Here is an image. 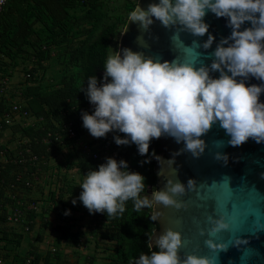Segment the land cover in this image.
<instances>
[{
  "label": "clouds",
  "instance_id": "clouds-1",
  "mask_svg": "<svg viewBox=\"0 0 264 264\" xmlns=\"http://www.w3.org/2000/svg\"><path fill=\"white\" fill-rule=\"evenodd\" d=\"M207 12L226 18L227 27L231 28V35L222 38L211 53L210 66L195 68L194 63L178 60L159 62L142 52L123 48L107 57L100 86L94 75L87 77L86 89L82 82L80 91L94 109L91 114L82 112L81 120L93 138L122 133L125 138L113 136L114 143L134 144L138 154L145 156L149 154L151 140L169 136L177 144L183 142L181 152L199 158L206 147L200 137L219 122L230 136L228 144L232 147L241 146L250 138L257 144L264 143V103L259 99L264 93V0H158L148 4L146 10L137 4L128 22L148 31L155 20L165 29L202 37L208 33L209 25L204 22ZM245 22L251 26L241 31ZM214 39L209 34L202 47L207 50ZM193 45L200 46L195 41ZM210 72H218L219 77L212 78ZM249 77L262 83L246 86L244 81ZM214 159L226 165L228 156L216 153ZM144 181L141 174L128 171L126 161L106 158L96 170L87 172L79 185L78 199L89 214L106 212L109 217L122 214L130 199L137 211L154 204L182 207L173 197L184 195L185 185L169 179L164 190H152L149 198L141 196L146 190ZM194 184L196 181L189 179L187 188L192 190ZM72 203L75 205L76 200ZM159 214L151 220L156 221ZM209 219L214 224L210 234L227 230L228 225L222 220ZM205 244L217 251L227 250L225 245L213 244L211 240ZM149 246L152 247L151 243ZM155 246L158 251L141 254L134 264H210L207 258L195 255L181 260V235L171 229L156 237Z\"/></svg>",
  "mask_w": 264,
  "mask_h": 264
},
{
  "label": "water",
  "instance_id": "water-1",
  "mask_svg": "<svg viewBox=\"0 0 264 264\" xmlns=\"http://www.w3.org/2000/svg\"><path fill=\"white\" fill-rule=\"evenodd\" d=\"M150 3H158V0H137L135 7L138 4L146 10ZM128 18L129 15L119 36L117 51L129 48L159 62L178 60L180 63H194L195 68L210 66L213 60L211 53L217 44L231 35L227 19L217 18L211 12L204 17L209 28L202 37L186 31L165 29L155 20L148 31H144L139 24L128 22ZM250 26L245 22L240 30ZM209 34L215 39L205 50L202 45ZM194 41L200 46L193 45ZM210 75L212 78L219 77L218 72H210ZM237 79L239 81L240 78ZM244 83L246 86H259L262 82L249 77ZM259 99L264 103V93ZM200 139L206 147L199 158H194L189 152H181L183 142L177 144L169 136L158 139V154L155 157L161 160L153 158L155 190H164L165 182L170 179L173 183L179 181L185 185L186 191L184 195L173 197L182 205L180 209L153 205L151 218L157 212L160 214L154 221L157 227L152 231L148 244L156 247V237L165 229H171L181 235L182 246L178 250L181 260L195 255L207 258L210 264H264V143L257 144L250 138L241 146L232 147L228 144L230 136L219 122L214 123ZM178 152L179 155H174ZM216 153L228 156L226 165L214 159ZM189 179L196 181L192 190L187 188ZM151 192L150 188L149 198ZM209 218L222 220L228 225L227 230L210 234L214 224ZM206 240L223 244L227 250L210 249L205 244Z\"/></svg>",
  "mask_w": 264,
  "mask_h": 264
},
{
  "label": "trees",
  "instance_id": "trees-1",
  "mask_svg": "<svg viewBox=\"0 0 264 264\" xmlns=\"http://www.w3.org/2000/svg\"><path fill=\"white\" fill-rule=\"evenodd\" d=\"M125 2L129 15L135 4L130 0ZM103 8L99 0H5L0 5V79H7L8 67L22 63L30 85H38L28 87L23 93L26 99L31 97L25 108L46 120L35 139L39 140L47 131H59L64 124H69L78 137L87 131L82 125L81 113L91 114L94 106L80 91L82 82L86 89L87 77L94 75L100 86L111 40L116 37L117 25L124 22L120 15H110ZM54 48H62V61L70 67V72L62 74L56 86L44 85L41 83L43 61L49 59ZM3 107L5 110L8 105L0 103V108ZM116 135L125 138L122 133L110 132L107 139L114 143ZM34 141L29 146L32 152L39 156L45 154L46 145ZM158 145V139L151 140L149 154L145 156L138 154L134 144L118 146V162L126 161L128 171L145 178L146 190L141 196L150 188L155 190L153 158L158 154ZM145 160L150 162L143 163ZM75 165L82 172H88L96 170L100 163L81 155ZM90 221L91 231L112 244L108 249L112 257L106 264H134L141 254L150 255L159 250L148 244L157 227L151 220L150 208L137 211L131 199L125 202L122 214L113 217L106 212L92 214ZM60 230L69 246L77 245L79 234H72L66 228Z\"/></svg>",
  "mask_w": 264,
  "mask_h": 264
},
{
  "label": "crops",
  "instance_id": "crops-1",
  "mask_svg": "<svg viewBox=\"0 0 264 264\" xmlns=\"http://www.w3.org/2000/svg\"><path fill=\"white\" fill-rule=\"evenodd\" d=\"M23 66L19 63L14 67H8L7 81L10 85H7V90L0 96V103L3 106L14 103L28 106L26 101L21 100L19 96L28 87L38 85H13L12 83L19 79V71L23 72ZM45 81L44 79L43 82ZM27 100L30 101L31 97ZM2 109L4 107L0 108V112ZM28 112L30 113L28 118L17 117L10 125L0 123V149L5 151V156L0 158L2 167L0 173V259L3 260V264H73L76 260L73 256L74 251L89 249V243L86 242L83 245L82 240L86 238L80 236L76 246H69L62 238L60 229L66 228L75 234L76 224L71 223H75L74 219H79L80 215H83L82 217H86L89 221L85 225L88 227V232H92L89 227L92 214L84 212V206L78 199L81 192L79 185L83 182L87 172H82L75 165L78 157H81L77 146L66 143L47 144L45 154L40 155L36 163L39 182L35 190L27 191L23 188L22 180L18 177L27 173L29 167L15 163L13 158L24 147H29L31 140H35L34 143L38 142L34 136L44 129L46 123L42 116L35 115L30 110ZM93 139L88 131L81 136L83 142H90ZM6 195H14L15 200L22 202L33 200L37 203L40 211L36 214L27 213L29 214L27 215L28 231L23 230L22 224L6 221L14 204V201L9 200ZM73 200H76L75 205L72 203ZM66 212L69 214L65 215ZM2 237H6L10 242Z\"/></svg>",
  "mask_w": 264,
  "mask_h": 264
},
{
  "label": "built area",
  "instance_id": "built-area-1",
  "mask_svg": "<svg viewBox=\"0 0 264 264\" xmlns=\"http://www.w3.org/2000/svg\"><path fill=\"white\" fill-rule=\"evenodd\" d=\"M5 0H0V5L4 3ZM28 77V75H26ZM7 90V79L0 81V96L4 94ZM30 113L25 108V106L14 103L10 104L7 109L0 112V123L3 125H10L12 121L17 118H28ZM38 142L43 145L52 143H66L69 145L77 146L81 155L94 160L98 163L103 164L106 158H114L118 161L117 150L118 146L109 141L107 137L104 138H94L90 142H83L81 137H78L75 132L70 128L69 124H64L59 131H47L44 136H42ZM5 156V151L0 149V158ZM14 162L17 164L27 165L29 167L27 173L23 176L21 175L18 179L22 180L23 188L27 191H34L36 185L39 182L38 171L36 169V163L39 160V155L32 152L30 147H24L15 158ZM1 162H0V173H1ZM9 200L14 201L12 208L10 209L6 221L15 224H22L24 226V231H28L29 222L27 220V213H38L39 207L37 203L33 200L20 201L15 200L14 195H6ZM100 214V213H96ZM0 264H3V260L0 259Z\"/></svg>",
  "mask_w": 264,
  "mask_h": 264
},
{
  "label": "rangeland",
  "instance_id": "rangeland-1",
  "mask_svg": "<svg viewBox=\"0 0 264 264\" xmlns=\"http://www.w3.org/2000/svg\"><path fill=\"white\" fill-rule=\"evenodd\" d=\"M99 1H101L104 7L103 9L107 10L110 13V15H120L124 19L123 20L124 22L118 24L116 27V37L111 40V44L106 55V59H107L109 55H112L114 51H117L118 39L122 32L123 25L128 15L125 11V4H126L125 0H99ZM130 1L136 5L137 0H130ZM62 59H64L62 48L52 49V51L49 54V59L43 61L44 70L42 72V79H41L42 84L44 83V85H56L59 82L62 74L70 72V67L66 63H64ZM58 60H60L63 63H60V61L58 62ZM19 73H20L19 79L17 81L12 82L13 85H30L28 78H25V75L22 74L23 72L19 71ZM44 79L46 80L45 82H43ZM8 84L10 85V83L7 81V85ZM19 97L21 100H24L27 103L28 100L25 98L26 95L24 97L22 94ZM109 137H110V133H108L107 135V138ZM143 195L149 197L148 191ZM151 209L152 208H150V212ZM84 212H88V210L85 207H84ZM83 214L86 216L85 213ZM82 216L83 215H80L79 219H74L75 223L73 222L71 224L72 225L76 224L75 233L79 234V237L81 236V238L82 237L86 238V240L84 239L82 240V243L83 245H85L86 242L89 243L88 245L89 249L88 248L86 250L82 249V251L84 250L83 252L81 250L74 251L73 256L76 258V260L73 262V264H106L107 262L104 261H108L107 259L110 260V258L112 257V253L110 252V250H108L112 247V244H110L106 240H103L102 236H99L101 237L99 239L96 233L88 232V227L85 225H87L89 221L87 220L86 217H82ZM75 254H78V256H75ZM82 257H84V259Z\"/></svg>",
  "mask_w": 264,
  "mask_h": 264
}]
</instances>
